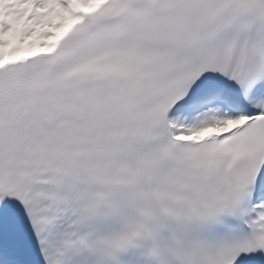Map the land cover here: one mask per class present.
Instances as JSON below:
<instances>
[{
	"label": "snow or ice",
	"instance_id": "6c2138e0",
	"mask_svg": "<svg viewBox=\"0 0 264 264\" xmlns=\"http://www.w3.org/2000/svg\"><path fill=\"white\" fill-rule=\"evenodd\" d=\"M0 264H264V0H0Z\"/></svg>",
	"mask_w": 264,
	"mask_h": 264
}]
</instances>
